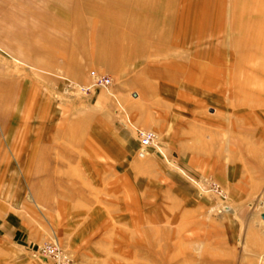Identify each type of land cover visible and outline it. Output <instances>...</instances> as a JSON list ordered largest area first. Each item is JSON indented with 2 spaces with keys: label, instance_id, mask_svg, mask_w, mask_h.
<instances>
[{
  "label": "rangeland",
  "instance_id": "1",
  "mask_svg": "<svg viewBox=\"0 0 264 264\" xmlns=\"http://www.w3.org/2000/svg\"><path fill=\"white\" fill-rule=\"evenodd\" d=\"M246 2L0 0V264H264Z\"/></svg>",
  "mask_w": 264,
  "mask_h": 264
},
{
  "label": "built area",
  "instance_id": "2",
  "mask_svg": "<svg viewBox=\"0 0 264 264\" xmlns=\"http://www.w3.org/2000/svg\"><path fill=\"white\" fill-rule=\"evenodd\" d=\"M92 75L96 80H100L102 83H104L103 78H101V75L96 74L94 71L92 72ZM137 134L140 139V149H139V154L143 155L146 153V148L150 146L151 144L156 145V147L159 149V145H157L155 141V134L153 131L148 130V129H143V128H137ZM41 249L48 253L52 254L54 257H57V259L60 262H67L68 258L65 253L62 252V250L56 245V244H46L41 247Z\"/></svg>",
  "mask_w": 264,
  "mask_h": 264
},
{
  "label": "crops",
  "instance_id": "3",
  "mask_svg": "<svg viewBox=\"0 0 264 264\" xmlns=\"http://www.w3.org/2000/svg\"><path fill=\"white\" fill-rule=\"evenodd\" d=\"M261 55L264 56V54ZM256 108L255 129L257 130L256 135H261L260 142L262 143V157L260 165L256 167L254 178L255 182L258 184V194H260L264 201V99L262 101V104L260 106H257ZM254 178L252 179V181H254ZM247 179L248 178H239L236 181L241 185L242 183L247 182Z\"/></svg>",
  "mask_w": 264,
  "mask_h": 264
},
{
  "label": "bare ground",
  "instance_id": "4",
  "mask_svg": "<svg viewBox=\"0 0 264 264\" xmlns=\"http://www.w3.org/2000/svg\"><path fill=\"white\" fill-rule=\"evenodd\" d=\"M259 1L260 0H254V4L251 5V6H248L247 5V2H246V5H245V13H247V17L251 18L252 15H255V11H256V8L258 7ZM257 34L260 37V41H262L264 39V29H262V30L259 29Z\"/></svg>",
  "mask_w": 264,
  "mask_h": 264
}]
</instances>
